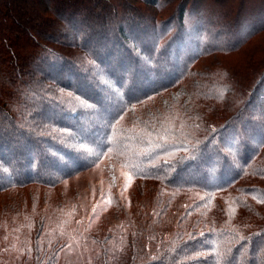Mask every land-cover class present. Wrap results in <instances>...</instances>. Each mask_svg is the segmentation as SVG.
Segmentation results:
<instances>
[{"label":"trees","instance_id":"obj_1","mask_svg":"<svg viewBox=\"0 0 264 264\" xmlns=\"http://www.w3.org/2000/svg\"><path fill=\"white\" fill-rule=\"evenodd\" d=\"M140 1L0 0V264H264V0Z\"/></svg>","mask_w":264,"mask_h":264},{"label":"rangeland","instance_id":"obj_2","mask_svg":"<svg viewBox=\"0 0 264 264\" xmlns=\"http://www.w3.org/2000/svg\"><path fill=\"white\" fill-rule=\"evenodd\" d=\"M134 1L137 2L138 6L143 5L140 0ZM192 27L193 26L190 25L191 29ZM59 49L60 52L65 55L81 56V50L76 48L61 46ZM108 178L112 179L114 183H117L118 190L122 187L126 190L131 187V179L129 178L128 174H126L121 169L106 167L105 165L85 171L76 178L69 181L68 186L70 187L69 189L71 191L82 192V199L85 201V211L86 213L88 212V217H93L91 224L94 223L98 209H100V217H98L99 219L109 213V211L111 212V210L107 208L109 199V196L106 193ZM124 193H126V191ZM6 197L7 195L0 194V202L8 201ZM111 215H113L112 212ZM105 227L106 229L104 228V230H107V226ZM59 244L63 243L59 242ZM80 247L81 245L79 242L72 241L67 243L65 247L59 252L56 264H83L85 259H88V253L85 255Z\"/></svg>","mask_w":264,"mask_h":264},{"label":"snow or ice","instance_id":"obj_3","mask_svg":"<svg viewBox=\"0 0 264 264\" xmlns=\"http://www.w3.org/2000/svg\"><path fill=\"white\" fill-rule=\"evenodd\" d=\"M68 247H71V246H68Z\"/></svg>","mask_w":264,"mask_h":264}]
</instances>
